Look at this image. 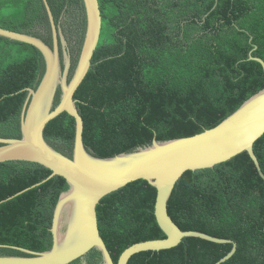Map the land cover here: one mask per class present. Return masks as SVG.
<instances>
[{"label":"trees","instance_id":"obj_1","mask_svg":"<svg viewBox=\"0 0 264 264\" xmlns=\"http://www.w3.org/2000/svg\"><path fill=\"white\" fill-rule=\"evenodd\" d=\"M99 1L101 41L75 94L85 147L93 156L113 158L154 141L201 134L264 90L263 67L249 60L252 52L264 61V0ZM48 3L68 42L71 81L86 35L84 1ZM0 28L34 36L53 48L43 0H0ZM45 68L37 48L0 36V139H22L29 90H37ZM61 96L59 89L54 108ZM75 134V119L63 113L47 125L44 137L73 159ZM254 151L264 173V136ZM51 176V170L33 162L0 164L1 257H28L12 247L52 249L55 209L70 185ZM156 198L157 190L139 180L98 205L100 234L116 264L129 247L166 238L155 217ZM168 212L184 232L234 244L185 238L172 249L136 254L128 264H217L234 245L236 253L223 264H264V180L248 153L185 173ZM85 257L87 264H103L97 249Z\"/></svg>","mask_w":264,"mask_h":264},{"label":"water","instance_id":"obj_2","mask_svg":"<svg viewBox=\"0 0 264 264\" xmlns=\"http://www.w3.org/2000/svg\"><path fill=\"white\" fill-rule=\"evenodd\" d=\"M83 1L87 17L86 35L71 81L69 75L72 58L68 42L61 27L55 22L48 0H43V3L52 26L53 48L34 36L0 28L1 37L37 48L46 65L37 90H29L22 112V139H0V164L13 161L37 163L51 170V177H63L70 185V190L61 195L55 209L51 229L52 249L36 252L12 247L28 257L0 256V264H71L83 260L93 249L101 252L103 264H116L101 237L97 207L106 196L139 180L147 181L157 190L155 217L166 238L129 247L117 264H128L139 253L175 248L185 238L234 244L204 233L182 231L170 217L168 203L185 173L212 169L244 152L248 153L264 180V173L254 151L255 143L264 136V90L247 100L217 127L201 134L165 142L154 141L151 146L133 153L97 158L86 150L84 120L77 108L75 94L91 69L100 43L103 19L99 0ZM256 49L254 46L253 51ZM249 60L260 63L264 70V61L254 57L252 52ZM59 89L62 91L61 101L54 108ZM63 113L69 114L76 121L73 159L52 148L44 137L47 125ZM236 250L234 245L231 252L217 264L230 260Z\"/></svg>","mask_w":264,"mask_h":264},{"label":"flooded vegetation","instance_id":"obj_3","mask_svg":"<svg viewBox=\"0 0 264 264\" xmlns=\"http://www.w3.org/2000/svg\"><path fill=\"white\" fill-rule=\"evenodd\" d=\"M99 3H100V1H99ZM101 13H102V11H101ZM102 19H103V16H102ZM100 41H101V38H100ZM83 262H86V263L88 262L86 257L83 259Z\"/></svg>","mask_w":264,"mask_h":264},{"label":"bare ground","instance_id":"obj_4","mask_svg":"<svg viewBox=\"0 0 264 264\" xmlns=\"http://www.w3.org/2000/svg\"><path fill=\"white\" fill-rule=\"evenodd\" d=\"M53 148V147H52ZM60 153V152H59Z\"/></svg>","mask_w":264,"mask_h":264}]
</instances>
